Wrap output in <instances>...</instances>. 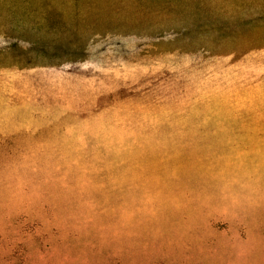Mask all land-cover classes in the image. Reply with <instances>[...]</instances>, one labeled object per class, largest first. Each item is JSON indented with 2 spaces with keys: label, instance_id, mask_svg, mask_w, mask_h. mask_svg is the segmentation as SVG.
<instances>
[{
  "label": "rangeland",
  "instance_id": "obj_1",
  "mask_svg": "<svg viewBox=\"0 0 264 264\" xmlns=\"http://www.w3.org/2000/svg\"><path fill=\"white\" fill-rule=\"evenodd\" d=\"M0 264H264V0H0Z\"/></svg>",
  "mask_w": 264,
  "mask_h": 264
}]
</instances>
